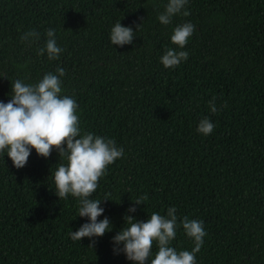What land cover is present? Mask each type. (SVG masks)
<instances>
[{
    "label": "trees",
    "instance_id": "trees-1",
    "mask_svg": "<svg viewBox=\"0 0 264 264\" xmlns=\"http://www.w3.org/2000/svg\"><path fill=\"white\" fill-rule=\"evenodd\" d=\"M168 2L0 0V73L9 78L0 77V101L11 99V80L35 84L62 67L61 95L77 102L81 135L124 149L90 197L109 199L98 220L107 216L112 230L81 241L69 234L89 219L78 216L76 197L55 193L52 174L66 159L55 148L49 158L32 149L17 169L0 152V264H133L112 240L125 214L147 221L170 207L177 251L194 247L183 218L203 221L196 264H264V0H188L164 25L158 16ZM117 21L132 27V44H112ZM188 22L195 31L180 49L171 35ZM49 28L64 49L56 60L38 55ZM32 30L40 39L23 41ZM169 48L187 51V61L165 68ZM203 118L215 125L209 135L197 131ZM157 251L154 242L152 258Z\"/></svg>",
    "mask_w": 264,
    "mask_h": 264
},
{
    "label": "clouds",
    "instance_id": "clouds-1",
    "mask_svg": "<svg viewBox=\"0 0 264 264\" xmlns=\"http://www.w3.org/2000/svg\"><path fill=\"white\" fill-rule=\"evenodd\" d=\"M187 3L188 0H169L158 20L161 24H170L173 16L181 13ZM189 14L187 11L183 12L185 16ZM141 26L142 24H138L137 29ZM194 31L195 26L190 22L177 25L171 35L172 44L183 49ZM134 33L132 27H126L117 21L111 29L110 39L113 45L124 46L133 43ZM46 37L45 45L39 49L38 55L47 53L49 60H56L64 49L57 45L54 29L49 28ZM21 39L30 43L33 39L38 41L40 35L32 30ZM188 57L187 51L169 48L160 62L165 68H175L181 61H187ZM64 75L65 69L58 67L56 74L45 73L35 84H26L20 79L11 80V99L7 103L0 101V152L6 151L17 169L27 165L32 149L39 156L49 158L55 148L60 158L66 159L67 163H59L52 174L56 185L55 193L60 200L67 199L69 194L76 197L79 201L78 216L89 219V222L69 234L73 241H81L85 237H102L112 230L113 226L107 216L98 220L105 211L100 206L102 201L109 199L101 201L90 197L96 192L99 180L105 175L108 166L123 157L124 149L117 147L113 139L90 132L81 135L79 117L76 114L78 104L73 98L61 95V77ZM0 77L8 78L6 73H0ZM215 100L216 97L213 96L209 101L214 114L218 111ZM214 127L210 119L203 118L197 131L209 135ZM147 199L145 194L134 202L140 205ZM136 210V207H130L127 212L135 213ZM175 213L176 208L170 207L166 216L153 212L147 221H139L126 213L125 226L112 238L117 246L114 251L123 252L133 264H196V254L201 251L207 235L203 221L183 218V230L193 240L194 247L191 251H177L170 246V242L176 237ZM154 242L158 251L152 258ZM94 246L95 240L89 247Z\"/></svg>",
    "mask_w": 264,
    "mask_h": 264
}]
</instances>
